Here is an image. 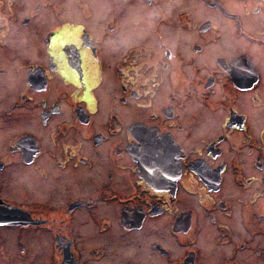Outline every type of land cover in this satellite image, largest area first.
<instances>
[{
  "label": "flooded vegetation",
  "instance_id": "obj_1",
  "mask_svg": "<svg viewBox=\"0 0 264 264\" xmlns=\"http://www.w3.org/2000/svg\"><path fill=\"white\" fill-rule=\"evenodd\" d=\"M122 2L0 0V261L29 264L31 232H39L37 251L46 249L39 264H209L205 247L213 249L212 264H247L245 258L264 254V0H142L154 32L160 24L167 31L196 30L192 44L200 48L191 50L202 54L194 61L168 43L169 32L157 34L155 44L120 46L122 26L140 21L128 20ZM122 12L124 23L117 21ZM233 40L238 47L230 53ZM86 53L96 61L109 54L115 73L146 84L136 103L150 93L156 106L147 118H126L124 95H113L97 115L102 103L90 93L96 77L87 78ZM147 63L154 66L146 74ZM181 63L190 64L187 84L167 82L168 100L154 98L156 71ZM103 66L98 61L96 71H107ZM130 94L139 91L133 87ZM184 110L202 120L207 112L221 116L223 126L207 125L219 133L199 149L186 146L176 132L201 120L182 121ZM248 160L255 164L252 174L238 176L239 163ZM102 163L108 177L97 171ZM114 167L128 171L113 181ZM36 177L46 182L35 183ZM232 184L243 195H235ZM258 187L262 198L252 203L261 208H252L245 196ZM220 189L231 197L212 195ZM190 196L198 205H189ZM208 203L221 214L205 212ZM204 219L209 237L200 233ZM113 229L132 245L128 251L118 249L119 241L84 245L94 233Z\"/></svg>",
  "mask_w": 264,
  "mask_h": 264
},
{
  "label": "rangeland",
  "instance_id": "obj_2",
  "mask_svg": "<svg viewBox=\"0 0 264 264\" xmlns=\"http://www.w3.org/2000/svg\"><path fill=\"white\" fill-rule=\"evenodd\" d=\"M190 4H192L193 6L199 7V5L196 4V3L191 2ZM121 8H125L126 11H130L128 20H130L131 18H134L133 20H135V19L139 20L140 19V21L137 24H134V25H129V24L126 25V24H124L122 26V28L120 29V31L118 33L119 35L122 36V38H121L122 42L119 44L120 46L129 47L128 45H132V44H135V43H137L139 46H141V45L148 44L149 41H151V43L155 44V42H156V40L158 38L157 34L160 33L163 36V34L165 35L166 33L169 32V35L166 37V40L168 41V43L172 47H174V46H175L174 48L177 47V49L183 55L184 59H187L188 57H190V60L194 61L196 59V55L200 56L202 54L201 51H198V54H195L196 51H192L191 50V46L192 45H194V46L196 45L197 48H200L197 45V43L196 44H192V42L194 40L198 41L197 35H195V34H197L196 30H190L187 27L176 26V27H170L169 31H167L165 28L163 29V25L160 24L159 31L158 32H154V30H153V27H154V24H155L154 23V17H152L151 14L147 13L148 9L144 8L142 0H133V2H129L127 0H123ZM142 8H143V10H141V12L144 11L145 17H147L143 21L141 20V16H140V15H142L141 12H140V9H142ZM181 9H182V7L180 5L176 6V10H181ZM188 10H191V8L189 7ZM194 14L197 17H202V10L200 12L198 10H196L194 12ZM119 16H120V18L118 17L117 21L120 22V19H121V21L123 22L122 18H124V16H125L124 12H122L121 15L119 13ZM97 28L98 29L100 28L99 25L97 26ZM199 39H200V37H199ZM224 40H225V36L222 37L219 40V42H221V44L222 43L225 44ZM109 42L110 41H108V43ZM200 43H201V40H200ZM241 43H243V42H241ZM224 44H222V45H224ZM217 45L218 44L215 43L214 47H216ZM148 46H151V44H149ZM220 46H218L216 48H220ZM232 46L233 47H231L229 49L230 53H233L234 51L237 50L234 47H238L237 43L234 40L232 41ZM244 46H249V45L244 43ZM86 58H90V60H91V64H90L89 63V59H84L85 61L88 62V66H87L88 76H87V78L88 79L90 78L89 74H93V76L91 77V80H90V82H93L95 80V77H96V85H94L92 87V89H91V92H90V90H89V92L93 96L96 95V97L99 98L100 102L102 103V110L99 113H97V115L99 117H102L104 115L103 114L104 113L103 109H105V106H107V105H109L111 103L110 102V98H112L113 95H118V96L119 95H124L126 98H128L127 101H126L128 103V105H126L123 108L124 109V116L126 118H128V119H133V118L140 117V120H141V119L147 118L145 116L146 113L148 111L150 112L151 109H154V107L156 106L155 104L152 105V103L149 102V98H152V97H150V93H147L145 91L144 96H143V104H140V107H137V103H136V100H138V99H140L142 97L143 90L146 87L145 83L136 85L133 82L124 79V75L123 74L120 75V74L115 73V71L109 65L111 63L113 57L110 56L107 53H100L98 61L102 65H104L103 66L104 69L108 68L107 71H109L110 73H108L106 70H103V69H101V73H100V70H98V72H97L96 71V66H97V62L98 61H96L90 55V53L89 54L86 53ZM190 60H188L187 62L191 63L192 61H190ZM194 63L196 64L197 60ZM184 64L185 63H181V65H177L179 69L163 70L162 73H160V71H156L157 73H159L157 80L160 81V85H159L160 88H157V91H156V94H155L154 98H157V100L158 99H162V98L163 99L165 98V100L167 99V97L164 94V92L167 89V82L169 84L171 82L177 83L180 80L185 79L186 80V84H187L188 80L186 78H188L187 75L190 74V68H189L190 64H189V66L186 65V64L184 65ZM151 66H154V64L153 63L145 64V67L147 69H149V70L145 71L146 74L151 72ZM183 66H185V67H183ZM101 75L103 77L98 79L99 77H101ZM179 85H183V84H179ZM185 86L186 85H183V87H185ZM133 87H136L137 90L139 91L138 95L130 94V91L132 90ZM147 89L150 90V88H147ZM248 93L251 94V92H248ZM260 95H261L262 98H264L263 89L260 92ZM170 99H169V101H170ZM188 103L189 104L187 106L189 107V105H191L193 103V99H189ZM235 103L238 104V102H235ZM240 106H242V105H240ZM242 107H244V106H242ZM107 108H108V106H107ZM220 110L221 109H216L217 112H219ZM204 113L205 112L202 111V115ZM206 115L208 117H205V119L202 120L201 115L192 114V113H189V110H184L181 113V117H180V119L182 121H189V120H192V119H195V118H199L201 120V122L199 123V126H197L195 123L191 124L190 126L184 125V126L188 127V130L187 131H182V128H180L179 132H176V138L179 141H182L186 146H194L195 148L199 149V147L201 146V144L203 142V139H204V141H206L209 138L215 137L219 133L218 132L219 130L217 131V129H216L217 126L211 127V128H215V129H210V128H208L207 125L214 124V125L223 126V122H221V116L217 117L216 114L209 113V112H207ZM253 118H254V115L252 114L251 119H253ZM250 123H251V120H250ZM191 126H193L194 128H192ZM249 128L251 129V131H254L253 126L250 125ZM201 129H203V130H201ZM2 133H3V131L0 130V138L2 136ZM209 135H212V136H209ZM206 136H209V137H206ZM256 152H258V151H256ZM259 161L263 162V160L261 158L259 159ZM248 163H249V165L248 164H244L242 162H240L239 165L238 164H234L235 166L238 165L237 171H236V174L238 176H246L249 173H250V175L252 174L251 172H253V170L255 168V164H254V162H252V161L250 162L249 160H248ZM105 164L106 163H102L100 167H97V171L101 175V177H108L106 175V172H105V166H104ZM214 164H216V163H214ZM127 171H128L127 169H120L119 167H114L112 169V180L113 181H117L120 177L124 176ZM262 171L264 172V164H263ZM238 172H240V174ZM39 182H41V183L42 182H46V180H41L38 177H36L35 183H39ZM230 188H233V191L235 192V195H243V190L244 189H241L237 185L232 184ZM262 192L263 191L258 187L256 189V194H255L254 190L249 188L248 194H246L245 197H246V203L250 202L252 204L251 205L252 208H257V207L261 208V206H262L263 210L261 212V216L264 217V205H263L264 199H261L262 197L258 198V196H257V193H258V195H260V194H262ZM212 195L218 196V197H216L217 199H219L220 197H225V196L226 197H231V195H229L227 192H225V190L222 191V189H220L218 191V193L212 194ZM36 197L37 196H35V195L33 196L32 195V198H36ZM257 198H258V200L261 199L260 200V205L261 206L259 204L257 205V204H253L252 203ZM189 202H190L189 205H198L197 201L194 200L193 196L189 197ZM187 203H188V201H187ZM250 203H247V204H250ZM243 204L244 203L240 202L238 208H236V209H239L240 207H242ZM202 205H204V208H206V209H204V211L207 212L208 214H210V216H213V217L216 216V215L221 214V213H217V211H223L222 208H219L217 206L214 207L213 203H208L206 205L202 204ZM202 205H200V206H202ZM195 209L191 211V216L193 215ZM204 223H206V224L200 226V230H202L200 233H204V235L209 237L208 233L205 232V230L209 226L210 221H206V219H204ZM216 225H217V223L215 224V226ZM91 227H92V225H91ZM93 229H95V228H93ZM209 232H211V230ZM93 233H94V231H93ZM184 233L188 234L189 231L186 230V231H184ZM37 235H39V232H31L32 242H31V245H30V252H31V255L33 253L35 256H31L30 255L28 260H27V256H26L25 259L27 260V263H29V264L43 263L44 261L41 262V260L42 259L44 260L45 255H46V249L45 248L43 250L37 251L38 248L41 247V244L38 242ZM94 235L95 236L93 237V239H89V238L86 239V241L84 242V245L86 247H88L91 243L95 244V243H98L99 241H104V242H106L109 245H114V244H110V243H116L117 241H119V242H121V245H118L117 247L121 251H128L132 247V245H127L125 243L123 237L118 234L116 229L105 230L101 234L100 233L99 234L98 233H94ZM188 236H190V233L187 235V237ZM234 249H235V246L233 248H230L228 254H230ZM181 250H182V247H180L179 250H177V251L179 252ZM204 252L207 255V262L209 264L214 263V260H212L210 258V254L213 252V249L211 247H205ZM136 254H138V253H136ZM242 254H247V255L250 256V254H248V253H243L242 252ZM154 255H155V258H158L157 253H155ZM11 257L15 258V256H11ZM160 257L163 258L162 255H159V258ZM218 257H220V256H218ZM236 257H237V255H236ZM109 258H110V256L108 257V259ZM145 258H147V259L149 258V254L147 252L145 253ZM263 258H264V254H261L260 256H253L251 258H245V260L246 261H250L247 264H264V262H263L264 259ZM234 261H235V259H230V258L228 260V262H234ZM0 264H7V263H6L5 260H3V261H0ZM95 264H97V263H95ZM166 264H168V263H166ZM219 264H223V262H221Z\"/></svg>",
  "mask_w": 264,
  "mask_h": 264
}]
</instances>
